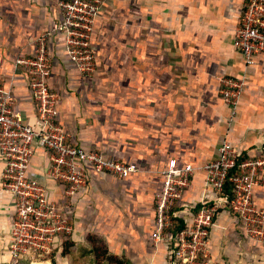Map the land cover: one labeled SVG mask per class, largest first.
<instances>
[{
	"label": "crops",
	"instance_id": "obj_1",
	"mask_svg": "<svg viewBox=\"0 0 264 264\" xmlns=\"http://www.w3.org/2000/svg\"><path fill=\"white\" fill-rule=\"evenodd\" d=\"M244 1L105 0L92 37L94 73L82 76L54 55L49 82L59 94L60 122L69 141L141 169L125 179L90 172L86 190L67 205L71 238L92 230L111 253H126L132 264H145L147 255L163 251L161 246L151 250V231L160 171L170 158L179 164L209 161L226 135L239 153H264V52L248 71L230 122L219 94L220 79L244 69L233 47ZM58 18L55 0H0V81L29 121L34 104L15 60L32 54L33 39ZM46 160L44 151H36L30 169L43 167ZM2 166L0 157V175ZM50 188L52 198L62 201L61 188L53 183ZM209 195L204 173L196 172L184 200ZM9 200L0 185V247L7 235ZM255 200L264 206V188L256 189ZM230 220L222 212L211 237L217 238Z\"/></svg>",
	"mask_w": 264,
	"mask_h": 264
},
{
	"label": "built area",
	"instance_id": "obj_2",
	"mask_svg": "<svg viewBox=\"0 0 264 264\" xmlns=\"http://www.w3.org/2000/svg\"><path fill=\"white\" fill-rule=\"evenodd\" d=\"M55 1L58 20L33 39L32 54L15 60L23 68L33 100L32 121L16 107L12 90L0 81V185L10 197L1 258L6 257L10 264L46 258L61 250L73 233L67 205L86 190L90 172L125 179L141 171L135 162L108 157L95 148L69 141L60 122L59 94L49 82L54 55H61L82 76L94 73L92 37L105 0ZM233 47L241 55L244 69L238 76L220 79L219 94L229 109L228 122L237 113L249 69L264 52V0H245L242 4ZM38 150L47 154V160L43 167L32 170L31 159ZM240 153L226 135L217 157L197 165L179 164L170 158L160 171L162 183L154 200L151 239L155 245L164 246L168 264H206L198 259L209 254L220 209L232 214L245 237L264 238V206L255 200L256 189L264 188V153L246 154L237 163ZM235 167L236 171L229 174ZM196 172L204 173L210 195L200 201H185V191ZM226 181L231 184L229 192ZM50 183L61 188L62 201L52 198ZM175 217L185 223L176 234L171 231Z\"/></svg>",
	"mask_w": 264,
	"mask_h": 264
},
{
	"label": "rangeland",
	"instance_id": "obj_3",
	"mask_svg": "<svg viewBox=\"0 0 264 264\" xmlns=\"http://www.w3.org/2000/svg\"><path fill=\"white\" fill-rule=\"evenodd\" d=\"M122 49L123 51L124 49L128 51V45L122 47ZM117 51L119 52V49H117ZM232 220L228 221L226 225L227 228L225 227L226 229H223L220 234L218 233L219 235L217 238H210L209 254L206 257H200L198 262L206 264H264V238L252 240L245 237L241 234L238 224ZM81 232L82 234H77L79 235L78 239L72 238L73 242L71 241V245L67 246L66 244L67 254L61 253V250H57V252L55 250L45 259H35L34 261L22 259L16 262V264H106V262L100 258L97 261L95 260L91 251L92 242L89 240V236L96 237V243L99 246L104 244L108 249L105 239L92 230H81ZM160 246L163 249L162 253L158 255L155 254V257L152 254H146L145 264H150L149 262L154 258L157 260L154 261V264H168L166 262L167 252L163 245H155L152 242L151 250L157 252ZM63 247L65 248V246ZM63 247L61 249H63ZM0 251H2L1 247ZM2 254L4 253L0 252V258ZM122 256L128 259V254L125 253L122 254ZM2 259L3 261H1ZM0 264H10V262L1 258Z\"/></svg>",
	"mask_w": 264,
	"mask_h": 264
},
{
	"label": "trees",
	"instance_id": "obj_4",
	"mask_svg": "<svg viewBox=\"0 0 264 264\" xmlns=\"http://www.w3.org/2000/svg\"><path fill=\"white\" fill-rule=\"evenodd\" d=\"M246 152H244V151H242L240 154H239V156H237V163L243 158V157H245L246 156ZM236 171V167L235 168H233L230 172H229V174H232V173H234ZM226 186H225V190L227 191V192H229L230 191V189H231V184H230V182L229 181H226V184H225ZM199 207V205H197L196 206V208L195 209H197ZM194 209V210H195ZM222 213V209H220L219 210V213L215 216V218H218V216L220 215ZM230 214V216H232V214L231 213H229ZM175 226H174V228H172L171 229V231L174 233V234H176V233H178L183 227H184V220L182 219V218H180V217H175ZM89 240L92 242V247H91V251H92V253H93V255H94V258H95V260L97 261V260H99V258L100 259H102V260H104L105 262H106V264H132L128 259H126L124 256H122V255H118V254H114V253H111L107 248H106V246L103 244V245H101V246H99L96 242H97V239H96V237H94V236H89ZM69 241V242H68ZM72 238L71 237H69L65 242H64V245L63 246H65V248L63 247V249H61V253L63 252V253H65V254H67L68 253V251H67V249H66V244H67V246L68 245H71L72 244ZM51 255V254H50ZM47 258V257H46ZM40 259H45V258H40ZM26 260H30V261H32V259H26ZM21 261V260H20Z\"/></svg>",
	"mask_w": 264,
	"mask_h": 264
},
{
	"label": "bare ground",
	"instance_id": "obj_5",
	"mask_svg": "<svg viewBox=\"0 0 264 264\" xmlns=\"http://www.w3.org/2000/svg\"><path fill=\"white\" fill-rule=\"evenodd\" d=\"M6 257H4V259H5Z\"/></svg>",
	"mask_w": 264,
	"mask_h": 264
}]
</instances>
